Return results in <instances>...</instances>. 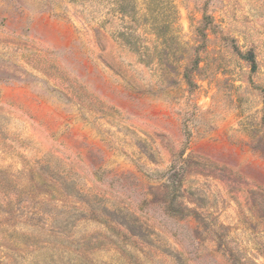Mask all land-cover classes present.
I'll list each match as a JSON object with an SVG mask.
<instances>
[{
  "label": "rangeland",
  "instance_id": "obj_1",
  "mask_svg": "<svg viewBox=\"0 0 264 264\" xmlns=\"http://www.w3.org/2000/svg\"><path fill=\"white\" fill-rule=\"evenodd\" d=\"M0 264H264V0H0Z\"/></svg>",
  "mask_w": 264,
  "mask_h": 264
}]
</instances>
